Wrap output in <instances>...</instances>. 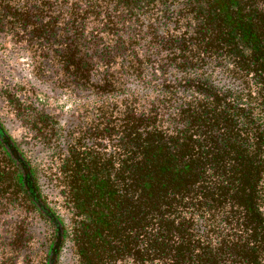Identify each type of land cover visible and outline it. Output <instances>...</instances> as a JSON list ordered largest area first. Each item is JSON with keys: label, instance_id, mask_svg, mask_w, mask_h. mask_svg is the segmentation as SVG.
<instances>
[{"label": "trees", "instance_id": "obj_1", "mask_svg": "<svg viewBox=\"0 0 264 264\" xmlns=\"http://www.w3.org/2000/svg\"><path fill=\"white\" fill-rule=\"evenodd\" d=\"M7 41L0 213L45 264H264V0H0ZM12 230L0 264H42Z\"/></svg>", "mask_w": 264, "mask_h": 264}, {"label": "rangeland", "instance_id": "obj_2", "mask_svg": "<svg viewBox=\"0 0 264 264\" xmlns=\"http://www.w3.org/2000/svg\"><path fill=\"white\" fill-rule=\"evenodd\" d=\"M13 44L10 41L5 42L4 54L0 47V76L7 83L12 85L16 82H26L32 79L33 74L29 71L26 65V55L21 56L20 52L12 49ZM0 78V81H1ZM14 86V85H13ZM41 87L40 89H42ZM0 117L2 118L4 125L7 130L17 137L26 133L24 127L20 126L18 120L15 119V114L12 112L7 103L0 98ZM27 144L26 148L30 151L31 155L37 157L36 160L39 161L42 158L43 149L38 144L36 139L31 138L30 135L26 134ZM52 197V196H51ZM54 199V197H52ZM25 207L22 208V210ZM23 221L31 227L34 234L35 243L31 246L29 250L31 252V257L34 258V262L37 263L39 260L41 263L45 264V244H43V238L48 237L50 230L35 216L30 210H23L20 213L17 210H8L5 213H0V237L5 239L10 232H13L12 228L18 222ZM66 248V247H65ZM71 261V254L68 248L64 250L62 264L69 263ZM71 264V263H70Z\"/></svg>", "mask_w": 264, "mask_h": 264}]
</instances>
